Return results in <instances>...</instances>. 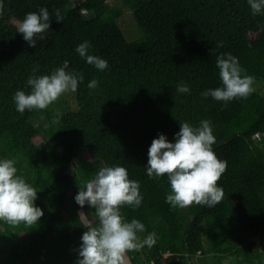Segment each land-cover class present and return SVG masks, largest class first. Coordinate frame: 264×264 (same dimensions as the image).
Returning <instances> with one entry per match:
<instances>
[{"label":"trees","instance_id":"1","mask_svg":"<svg viewBox=\"0 0 264 264\" xmlns=\"http://www.w3.org/2000/svg\"><path fill=\"white\" fill-rule=\"evenodd\" d=\"M121 1L141 30L132 40L118 22L122 7L107 0H2L0 160L16 161L17 175L37 190L33 203L43 211L31 227L0 221L10 263L76 264L86 231L79 214L94 223L95 217L74 197L81 181L93 179L100 169L92 164L97 160L103 167L126 168L128 178L140 183V206L120 211L127 222L144 224L141 239L155 232L157 242L128 252L131 264H192L193 256L205 251L204 237L219 258L264 264V135L255 137L264 132V92L255 89L247 99L227 103L201 96L222 86L216 67L221 54L238 59L242 76L264 80V13L252 15L247 0ZM41 7L52 19L33 48L16 29L27 13ZM57 9L62 22L55 19ZM84 41L91 45L89 55L108 62L106 69L98 70L75 51ZM60 67L83 80L75 92L77 108L47 132L32 121L39 109L17 112L13 95L30 93L29 76L50 75ZM93 79L98 86L89 89ZM181 82L188 93L177 92ZM205 119L216 138L213 151L227 161L218 182L224 198L213 208H172L165 202L168 177L146 175L148 149L158 134L174 142L179 123L198 127ZM48 135L52 150L39 141Z\"/></svg>","mask_w":264,"mask_h":264},{"label":"clouds","instance_id":"2","mask_svg":"<svg viewBox=\"0 0 264 264\" xmlns=\"http://www.w3.org/2000/svg\"><path fill=\"white\" fill-rule=\"evenodd\" d=\"M252 15L264 13V0H247ZM4 4L0 0V15ZM51 15L47 8L25 15L18 22L16 31L22 34L29 46L35 48L36 37L50 28ZM57 22L63 17L59 10L55 12ZM264 30V26H262ZM222 46L218 44L217 47ZM91 47L88 41L80 43L75 51L85 58L87 63L98 70L108 67V62L100 57L89 55ZM219 78L222 86L208 89L201 93L204 98L212 97L216 101L227 103L233 99H247L255 89L254 77L242 76L245 70L238 59L230 53L216 58ZM38 69H32L35 73ZM82 75L67 72L64 67L57 68L50 75L29 76L27 85L30 93L18 90L13 95L16 111L47 108L67 92H76ZM98 86L96 79L87 87ZM178 93L190 91L186 83L177 86ZM216 138L212 132L210 120H201L198 127L188 122L179 123V132L175 133L174 142H169L165 135L158 134L148 149L146 175L150 179L167 176L170 193L165 202L172 208H185L193 204L213 208L221 203L224 191L218 182L227 170V161L217 158L213 151ZM14 159L0 160V221L16 227L20 224L31 227L43 216V211L34 205L37 190L17 175ZM140 183L128 178L126 168L122 166L102 167L93 179L82 180L74 197L83 208L85 204L94 210L95 223L89 221L87 214L81 212L79 220L86 229L81 236L76 264H129L128 252H139L145 246L152 248L157 240L156 233H148L143 239L138 233L146 231L144 224L137 219L127 222L121 214L123 206L133 210L142 202Z\"/></svg>","mask_w":264,"mask_h":264},{"label":"rangeland","instance_id":"3","mask_svg":"<svg viewBox=\"0 0 264 264\" xmlns=\"http://www.w3.org/2000/svg\"><path fill=\"white\" fill-rule=\"evenodd\" d=\"M109 5L112 6H118L122 7V11L120 16L118 17V22L123 29L125 36L132 40L137 38L141 35V30L139 29L138 25L136 24L134 15L132 11L124 6L122 4L121 0H107ZM254 89H256L258 92L263 93L264 92V80H254V83L252 85ZM75 92H67L63 94L58 100H56L54 103L50 104L47 108L40 110L34 115L32 121L35 125L42 126V128L47 132H53L57 129L58 121L60 117L67 112L70 109L77 108L76 103V97ZM41 145L48 149L52 150L53 147V139L51 135H48V139L41 140L39 139ZM92 164L96 166L97 168H102L103 165L95 160L92 161ZM87 208L90 207L87 205ZM121 210V209H120ZM201 230H204V225H201ZM256 242H258V239L255 238ZM205 251L203 253H198L197 255L193 256L191 263L192 264H239L238 259L236 257L227 255L223 256L222 258H219L214 255L213 251L211 250L208 241L205 239ZM11 254V248L10 246L3 241H0V260L4 264H11L9 261V257ZM127 255V259L129 264H131L130 261V255Z\"/></svg>","mask_w":264,"mask_h":264},{"label":"built area","instance_id":"4","mask_svg":"<svg viewBox=\"0 0 264 264\" xmlns=\"http://www.w3.org/2000/svg\"><path fill=\"white\" fill-rule=\"evenodd\" d=\"M81 11L86 12L87 10H86L85 8H82ZM262 135H264V132L257 133V134L255 135V137H256L257 139H260V138L262 137Z\"/></svg>","mask_w":264,"mask_h":264}]
</instances>
